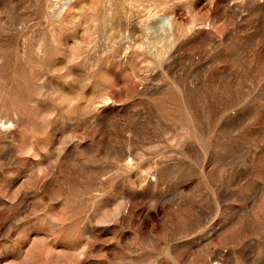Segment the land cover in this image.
<instances>
[{
    "label": "rangeland",
    "instance_id": "rangeland-1",
    "mask_svg": "<svg viewBox=\"0 0 264 264\" xmlns=\"http://www.w3.org/2000/svg\"><path fill=\"white\" fill-rule=\"evenodd\" d=\"M0 264H264V0H0Z\"/></svg>",
    "mask_w": 264,
    "mask_h": 264
}]
</instances>
